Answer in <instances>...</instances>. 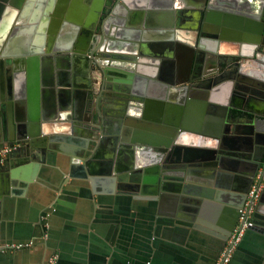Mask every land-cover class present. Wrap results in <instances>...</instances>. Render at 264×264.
I'll return each mask as SVG.
<instances>
[{
    "label": "crops",
    "instance_id": "1",
    "mask_svg": "<svg viewBox=\"0 0 264 264\" xmlns=\"http://www.w3.org/2000/svg\"><path fill=\"white\" fill-rule=\"evenodd\" d=\"M223 1L253 8V0ZM195 2L116 1L114 21L103 29L109 32L103 57L92 58L97 67L77 60L73 49L80 38L86 43L83 26L95 20L97 4L103 12L94 32L102 28L107 0L70 1L61 25L48 27L55 41L46 60L25 56L24 48L27 37L39 34L30 22L42 2L1 1L17 9L15 23L1 11V56L25 63L0 64V144L18 147L16 138L30 133L32 123L40 148L19 150L0 165V264H216L264 160V60L237 40L242 30L231 28L229 18L220 20L225 38L212 29L214 21H204L200 33ZM24 13L27 21L19 24ZM147 44L161 58L155 77L138 51ZM215 51L243 53L247 67L245 83L218 95L225 102L222 118L182 93L192 58L207 66ZM131 56L140 71L125 65ZM98 68L106 72V90ZM166 114L188 127L169 151L172 173L158 180L145 168L153 161L150 143L155 135L165 140L168 126L153 118ZM42 117L50 122L41 125ZM213 143L221 162L200 166ZM257 206L255 229L229 264H264V189Z\"/></svg>",
    "mask_w": 264,
    "mask_h": 264
},
{
    "label": "water",
    "instance_id": "2",
    "mask_svg": "<svg viewBox=\"0 0 264 264\" xmlns=\"http://www.w3.org/2000/svg\"><path fill=\"white\" fill-rule=\"evenodd\" d=\"M1 1H8V0H0V16L2 15V9H6V19L7 22L12 21L14 22V17L17 15V9L16 7H8L1 3ZM42 2L41 9H38V13H36V17H34L30 23H37L39 28V34L35 37H27V41L25 43L24 48L28 49L26 51L25 56L29 57H41L43 60H46L45 57V51L48 49L49 51L52 50L54 46L55 38L53 36L54 33H52L53 30L50 31L49 37L47 35L48 27L50 24L52 28L58 27L61 25L62 19H64L65 16H67L68 11H70V8L68 6L69 2L72 0H40ZM76 1V0H74ZM249 1V0H247ZM58 2V3H57ZM253 8L250 6L247 7H241L238 5H234L232 3H227L223 0H198L196 7L197 10L200 13L201 16V28L200 33L203 32V22L204 21H214L216 24V28L212 26V29L215 30L217 33L216 35L219 38H225L228 30L224 27L226 24H223L224 22H220L221 18L224 17V19L229 20L231 25H234L231 28H236L237 30H242L241 34L237 35V40L241 43H243L244 47L249 46L251 50H256L257 57H261L264 60V0H253L250 1ZM170 4V2H169ZM28 7V6H27ZM74 8H72L73 10ZM30 10V5H29ZM92 14L95 17V20H92L91 23H87V25H84L82 23L77 24V30H80L79 27L83 26L82 32L87 35L86 36V43H84V40L82 38L79 39V41L74 45L73 52L74 57L77 58V60H83L87 64H94L95 66L98 65V62L94 59H91L88 57L86 46H88L89 41H92L94 39V28H96V22L101 14L103 12V5H98L92 8ZM246 11V12H244ZM72 12H70L71 14ZM52 15V18H51ZM27 13H24L19 20V24H25L27 21ZM215 17L216 19H210V17ZM233 21V22H232ZM236 21V22H234ZM24 22V23H23ZM226 22V21H225ZM227 23V22H226ZM245 25V27H244ZM2 27H4V24L0 23V34L2 33ZM25 29L33 31V28L26 27ZM243 32V33H242ZM34 35V33H33ZM1 36V35H0ZM203 39L199 37L198 41H202ZM2 45V41H0V48ZM90 45V44H89ZM200 47L203 48V44L199 43ZM83 47V48H82ZM101 48V47H100ZM140 48V53L142 56H146L149 62H151V65L153 67L151 68V75L153 77L156 76V72L158 70V67L156 66L160 61L161 58L157 54V51L152 50L150 46L147 44V47L144 45L138 46V50ZM0 51V56H1ZM25 52V51H24ZM23 52V56H24ZM214 55H211L210 62L205 64H201L204 61V58H201L200 64H194V60L192 58L191 63L188 65V68L186 69V74L184 76V79L181 81L182 84H185L182 88L183 97L188 98L190 100H198L200 105L203 109L204 107L208 110L210 114H214L219 118L223 117V113L225 112V102L223 99H220L218 96L220 92H224V89L232 90L235 87L239 88L240 84H243L246 82V78L244 77L246 73V64L241 63V58L245 57L243 53L233 54V53H218L213 52ZM3 57L0 59V64L3 63L2 61H8L11 63H25V60H18L17 61V55H9L8 53L4 54L2 53ZM86 55V56H84ZM99 56V54H97ZM203 57V55H202ZM16 59V60H15ZM145 60V59H143ZM145 60V61H146ZM206 60V59H205ZM211 64V69L208 70V65ZM135 71H140V66L138 64L135 65L134 68ZM174 83H179L178 80L171 81ZM173 83V84H174ZM199 89V90H198ZM106 90V89H105ZM172 114H166V118L163 117H156L153 118L156 122L164 123L166 124L165 129V140L161 139L158 135L154 141L150 143L153 155V161H151L150 165L145 168V174L146 176L153 177L154 179L157 178L158 180L162 178L163 175L165 177H169V175L172 173L171 171L168 172L169 167L173 166L175 164H172L174 161L171 158V154L169 153L170 149L174 148L175 143L180 139V136H183L185 134L184 129H186L188 126H186L185 123H182L181 126L178 123L177 118L174 116H171ZM143 117L148 118L143 114ZM50 121L46 117H42L41 119V125H47ZM158 123L154 124V130H160ZM32 123L28 124L27 130L22 136H18L16 138L17 144L19 145L12 153H17L19 150L23 153L26 151V149L30 148H40L38 146V142L36 140L37 135H33L34 133L30 130L33 129L31 126ZM181 131L182 134H179ZM25 130L23 129V132ZM46 134V132H43ZM178 134V135H177ZM33 135V136H32ZM104 135V134H103ZM103 140V139H102ZM35 143V144H34ZM8 143L0 144V149L8 147ZM38 146V147H37ZM209 147L213 146V151H209V154L205 157L201 158L204 161V164L200 166H207V165H219V160L221 157L218 156V154H223L221 151L218 152L216 149V143H213L212 145H208ZM11 147V146H10ZM14 146H12L13 148ZM138 147V146H135ZM210 147V148H211ZM10 155V156H11ZM217 155V156H216ZM222 160V159H221ZM220 160V162H221ZM173 161V162H172ZM209 163V164H208ZM162 165V166H161ZM171 168V167H170ZM144 169V168H143ZM143 169L140 168V171ZM259 169V168H258ZM257 169V171H258ZM190 173H193L192 169L188 170ZM257 171L253 174V177L257 173ZM187 172V169L183 168V171L181 172L184 176V174ZM176 176L180 175L179 171L174 172ZM178 173V174H177ZM252 177V178H253ZM167 185V184H163ZM164 188H162L163 190ZM179 190V189H178ZM258 207V206H257ZM256 207V211H257ZM253 224H254V220ZM255 225V224H254ZM234 229V228H233ZM251 229H255V226H253Z\"/></svg>",
    "mask_w": 264,
    "mask_h": 264
},
{
    "label": "built area",
    "instance_id": "3",
    "mask_svg": "<svg viewBox=\"0 0 264 264\" xmlns=\"http://www.w3.org/2000/svg\"><path fill=\"white\" fill-rule=\"evenodd\" d=\"M17 148V146L5 147L0 149V165L4 164V162L8 159L11 153ZM264 160L259 167L257 173L252 179L251 186L247 192L245 201L241 208L238 210V218L237 223L234 227V232L231 240L228 245L222 251L219 259L216 264H229L233 251L236 247L241 243L245 234L248 230H250L253 224V215L256 211V207L260 202L262 192L264 189Z\"/></svg>",
    "mask_w": 264,
    "mask_h": 264
},
{
    "label": "flooded vegetation",
    "instance_id": "4",
    "mask_svg": "<svg viewBox=\"0 0 264 264\" xmlns=\"http://www.w3.org/2000/svg\"><path fill=\"white\" fill-rule=\"evenodd\" d=\"M108 1V5L106 6V9H105V13H104V19H103V25H102V28L100 27L98 29V31L96 33H94V39L92 40V43H90V45L86 46V51H87V56L90 57L91 59L94 58V57H103L102 56V52L104 50V42L106 41V39H104V36H108V34L105 33V31L103 30L105 26H107V24H110L112 23L114 20L112 19V17H110V14L112 12V8H113V3H115L116 1L118 0H107ZM183 1V0H182ZM195 2V4L193 3V5H196L197 4V1L198 0H184V3L187 5H190L191 2ZM111 26V25H109ZM101 47V48H100ZM83 48V47H82ZM140 51V49L138 50ZM99 54V56L97 55ZM84 55V56H86ZM95 60V59H94ZM137 63V60L135 62V58L133 56L127 58V62H125V65H127V68L128 69H133V72L135 71L134 68H135V65ZM94 65V64H93ZM95 66V65H94ZM98 67V65H97ZM99 71V78H101V81H102V88L103 90L106 89L105 88V76L103 77V75L106 73L102 70H100V68H98ZM94 70V69H93ZM138 72V71H137ZM168 72L170 73L171 72V69L168 68ZM112 101L113 99L111 98H105V101ZM9 158V157H8Z\"/></svg>",
    "mask_w": 264,
    "mask_h": 264
}]
</instances>
